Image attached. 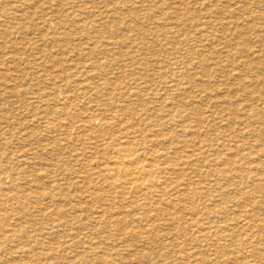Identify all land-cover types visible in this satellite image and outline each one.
I'll return each mask as SVG.
<instances>
[{
  "label": "bare ground",
  "instance_id": "obj_1",
  "mask_svg": "<svg viewBox=\"0 0 264 264\" xmlns=\"http://www.w3.org/2000/svg\"><path fill=\"white\" fill-rule=\"evenodd\" d=\"M19 1H21V0H19ZM22 1H25V0H22ZM160 1L158 0V2H160ZM43 2H45V1H43ZM82 2H83V0H82ZM223 2H225V0ZM235 2H237V1H235ZM260 2L262 5V8L264 9V0H260ZM173 3H175V2H173ZM81 4H84V3H81ZM46 5H48V4H46ZM101 5H103V4L101 3ZM155 5L157 7V0H156ZM226 5L228 6L227 3H226ZM247 5H249V4H247ZM77 6H78V4H77ZM207 6H208V3H207ZM227 6L222 5V8H223V9H221L222 12L220 11L221 13H220V15H218V16H221V14L224 13L225 15L226 14L228 15L229 19L234 20V21L229 20L228 24L226 23L227 26H226L225 22L224 23L222 22L223 18H219L216 21L214 19L215 23L213 24L212 20H210V18L208 17V15L210 13V17L212 18L211 10L205 12L204 21H202L203 18L200 17L198 19V21L201 20L200 23L198 24L197 20L194 21V23L197 26V29L203 28L204 31L207 28H212L213 29L212 35H210V36L213 40H217L216 36L221 41H224L225 39H227V37H223V36H220L219 34H216V32L220 33V32H224V31H229L231 33V35H234L233 38H239V41H235V39H232L230 41L227 40L224 43L227 45L232 44L237 53L245 56L244 61H243L245 63L244 67L247 66L245 68H247V70H249V73H251L252 77L254 79H256L257 82L254 85V84H250L247 81V79L245 77V76H247V70L246 69L245 70L243 69L242 73L233 74V76L237 77V79H243V81L241 82V84L239 86L243 87L245 89V91H247L250 94L249 97L252 96L251 99L256 98L257 96L261 98V94L264 96V90H263V86H262V82L264 81V77L261 78V76H262L261 65H263L261 63L264 61L260 60V57H264V48H260L261 44L264 46V11L261 10V11L256 12L255 14H253L254 19H261L262 20V22L260 24L252 26V25H250L251 23L249 22V20H251V19H249V20H246L247 21L246 28H242L241 25L239 26L235 22V21L241 20L242 16L239 17L240 13H238L235 9H231V7L228 8ZM236 6H237V4H236ZM255 6H256V4H255ZM9 7H11V6H9ZM44 7H46V6L44 5ZM53 7H55V6H53ZM88 7H86V8H88ZM200 8H203V6ZM89 9H90V7H89ZM106 10H107V8H106ZM125 10L127 12H130V11L134 12L133 11L134 9L130 10L127 4H122L121 7L114 10V12H120V11H125ZM215 10L217 11V9H214L213 13ZM107 11H109V9ZM202 11L203 10L197 8V9H193L191 12L194 14V17L197 18L198 15H200L198 13H202ZM13 12H15V10H13ZM40 12H41V10H40ZM94 12H99V11H94ZM30 13H32V12H30ZM65 13H66V11H65ZM43 14H45V13L43 12ZM43 14H41L40 16H43ZM58 14H59V12H58ZM100 15H103V14L100 13ZM202 15H203V13L201 14V16ZM237 15H239V16H237ZM10 16H13V15H10ZM52 16L54 17L55 15H52ZM72 16H74V15L72 14ZM80 16H81V14H80ZM216 16H214V17L216 18ZM44 17H45V15H44ZM153 17H154V15H153ZM11 18L17 19L18 17L13 16ZM38 18H40V17H38ZM207 18H209V19H207ZM88 19H89V17H88ZM94 19L95 18H93V20ZM193 19L195 20V18H193ZM27 21H29V18ZM115 21H116V19H115ZM118 21L120 22V18L118 19ZM118 21H116V22L118 23ZM6 22H7V19H6ZM82 22L84 23L85 21H82ZM89 22H90V20H89ZM108 23H112V22H108ZM129 23H130V20H129ZM117 25H120V23ZM152 25L153 26L156 25V27H153L152 29L147 30L144 27V23L138 22L133 27L128 26L125 29L127 31L126 33L123 31H122L123 33H119L118 31L120 29L118 31H115L116 35L113 36L115 38L114 40H106L105 41V39H103L104 42L101 41L102 43H100L99 45L95 44L98 42L93 41V42H95L94 45H96L100 50H103L104 52H107V53H113L115 47H117V46L122 47L123 45H126V46L130 47V46H133L134 44L139 46V49L136 50L135 54L133 52L130 53L129 51L121 53L122 57H127L124 59H130L131 58L132 61L139 64L140 69H141V71H140L141 75L144 76V77L141 76L142 78H140V79L144 80L143 82L136 81L137 82L136 89H134L133 91L126 89V86H123L121 89H117L116 86L118 85V83L116 81H115L116 85L113 84L112 82H108L107 80L104 82H99L97 84L96 83L85 84L84 87H89L90 91L91 92L93 91L92 94L94 96L92 97L90 95V97L88 98L89 99L88 104H87V102H84L82 104L81 100H79L80 102L77 101L78 99L72 100L70 93H67L68 95H66L65 93L67 91L60 92L62 89L61 90L54 89V88L58 87L60 85V83L56 84V85L54 84L53 86L49 87V88H53L51 91V95H53L52 98L57 100V99H60V97H62V94H65L66 97L64 98L63 101L61 100L64 106L61 109H60V107L54 106L53 108H51L49 110H44L43 113H34V114L29 113V116H27L29 119V123L27 122L28 126L26 125L27 129H26V127L24 129L22 127H20V125L22 126V124H25L22 121L20 123H19V121L15 122V124L13 122H11L12 121L11 116H10L11 113L10 114L3 113L4 110H2V109L5 105L2 108H0V112H2V114H0V122L5 121L6 123H8V125H7L8 128L2 127V125L0 126V149H3V151H0V247H1L0 249L3 250L5 247L9 246L10 251L8 250V252H9L8 254H9V258H12L10 260L7 259L6 261L3 262L2 259H6V257L2 258L0 256V264H176V262H179V261H180V264H185L186 260H190V258L192 259V257L197 256V252L201 251L202 248H204L202 245L198 247V246H193V245H196V244H193L191 248L185 249V246H184V248L183 247L180 248L178 245V240H180V239H184L183 241H185V242L187 240H192V242H194V241L197 242L199 239V235L203 237V234L205 231L203 232L202 230H206V227L203 226V224H202L203 220L199 225H197L198 224L197 221H195L196 225H194V221H192L193 222L192 223V222H190L191 220H186L187 222L183 223L182 221L185 222L186 217L184 215L183 216L181 215L182 217H185L184 219L182 218V221H181V216L179 214V212L181 210L188 211V209H186L185 206L189 203H190L189 204L190 208L193 206L192 209H194V210L198 211V209H199L198 207L201 208L199 199H200V195H203L205 193V191H203V194H199L201 192V190L198 191V189H204V187H206V186L202 187L201 186L202 181L198 180V178H196L197 180H195L193 175L190 177L189 172H190V170H191V173L194 171L195 175L197 176V170L201 169V168L198 169L197 166L199 165L198 164V162H200L199 160L200 159L202 160L201 156H203V153L206 152L204 150L203 139L201 137H199L201 135H199V136L196 135L197 138H194L196 140L192 141V144L188 143V144H190V146L193 147V149L187 155L186 154L182 155L180 153V150L177 149V147L180 148V146H183V145L186 147V145H187L186 136L190 130L189 128L192 126L189 124V122H191V124L193 123V125L195 123V126H192V127L196 128L198 125L199 131L201 130V128H203V127L200 128V126H202L203 123L205 122V113H206L207 107L205 109H203L202 112L200 111V109L198 107L197 108L195 107V105L196 106L198 105L197 102L199 101V99L202 98V96L201 95H198V96L193 95L194 91L198 90L200 92H203L206 97H212L211 96L212 93L208 90V87H207L208 83L207 82H205L204 80L197 79L198 78L197 74L192 71V69H193L192 64L190 65V61L187 59H184L182 52H181V50H182L181 47L176 45L175 46V54L176 55H175V58L173 57L174 59L172 60V62H170V60L167 57H164V59L166 61L164 59H162L163 60L162 62L166 67L167 66L170 67L171 64H179V63L184 64L185 68L183 69V71L181 73H178V74H180L181 78L183 79L182 83H183V88L186 89L185 91H188V93L190 95L192 94L191 95V97H192L191 104L193 105V107L196 108L198 115L194 119H191L189 114H187V117L184 116V113L182 115L181 110L179 111V113H177L176 111L174 112L173 108L175 107V103H176L177 107H179V108L180 107L182 108V106L185 107V105L181 104L179 101H177L175 99H172L174 103L173 102H167V101L162 102V103H165L166 107L171 108V109H168V113H169V118L167 117L168 119L162 118V116H160V113H157V111H153V109L150 108V106L153 103H155L153 100V97L155 95L153 97H148L146 94V93H148V92H146V91H148V89L146 90V88L148 87L149 84L154 85V83L157 81V71H156V67H155L156 65L154 66V61L157 57V53L159 52V51L157 52V46L159 43L161 44L162 40H165L166 41L165 44H167V43H169V41L171 39H173V37L170 36V34L167 33V31L164 32V30L161 29L162 28L161 26H160L161 28L159 27L157 29V24L154 25L152 23ZM27 26H29V25L27 24ZM72 27H74L75 30H79V31L84 29V27L80 25L79 18L77 19V14H76L75 18H73L72 20H65L64 22L61 23V28H68L67 30H69V33H66L63 30V33L60 34L63 36V40H65L66 42H69V40H70L68 37L70 36V33L73 29ZM123 27H125V26H123ZM218 27H221V28L219 29ZM166 28L169 29L170 27L169 28L166 27ZM163 29H165V28H163ZM250 29L253 31L256 30V32H258L257 40L253 41L254 43H256V45H254L252 47H254V48L259 47L260 48L258 50H254V51L252 50L251 51L252 53H249V51L252 48L249 46L251 44L250 42H252V40H250L249 38L244 36V33L249 31ZM95 30L101 38L105 37L107 34V31H108L106 27H102L99 29L95 28ZM123 30H124V28H123ZM19 31H21V30H19ZM130 31L133 32L132 35H130ZM206 32H207V30H206ZM9 33H11V32H9ZM198 34H200V33H198ZM28 35H30V34H28ZM98 35H95V36H98ZM207 35H209V34H207ZM30 36H32V35H30ZM78 36H79V34H78ZM0 37H1V33H0ZM150 37H151V40L149 43H147L149 41ZM3 38H5V37H3ZM25 38H29V37H25ZM84 38H85V40L87 39L86 37H84ZM176 39H178V38H176ZM5 40H7V39H5ZM29 40H30V38H29ZM219 40H217V41L219 42V45H220ZM180 42H179V44H180ZM46 43H48V42H46ZM83 43H84V41H83ZM72 44L73 43H71V45ZM38 45H39V43H38ZM42 46H44L43 43H42ZM24 47H25V45H24ZM189 47H191V46H189ZM41 48H40V50H41ZM76 48H77V46H76ZM118 48L119 47H117V49ZM122 48H120V49H122ZM59 49L61 50V48H59ZM65 49H67V48H65ZM60 50H58V52ZM80 52L81 53H79V55H82L85 58L89 57V55H88V54H90L89 52L86 53L83 51V49L80 50ZM11 53H12V51H10V50L6 51L5 49H0V59H3L0 61L2 64V65L0 64L1 69H2V70H0V82L1 83L4 82L3 84H5V83H9L10 85H12V83L14 84L13 85L14 87H11L10 89L8 88L9 90L5 89V91H12L13 92V91L20 90V88L18 89V87H17L18 84H21L19 82H22L24 84V86L26 87V90H27L28 87L32 84V81H38L37 82L38 88H40L42 83L46 82L48 79H51V78L44 77L46 74L42 75L39 71H35L34 76L30 79L20 78L19 75L16 74L17 66L16 67L13 66L14 65L13 63L15 61V57L13 55L14 53L13 54H11ZM55 53H57V52H55ZM15 54L17 55V52ZM252 55H253V57H252ZM98 56L100 57L101 54H99ZM108 56L110 57V55H108ZM115 56H113V57H115ZM19 57H21V56H19ZM102 57H103V55H102ZM60 58H61V56H60ZM104 58H105V56H104ZM110 59H112V58H110ZM51 60H52V58H51ZM37 61H40V60H37ZM86 61H88V60H86ZM93 61H95V60H93ZM199 61L202 62L201 66H203V65L207 66V63L209 62L208 60H199ZM77 62H75V66H76ZM100 62H101V60H100ZM106 62H104L102 64H105ZM156 62H158V61H156ZM215 62H217V61H215ZM9 63H11V64H9ZM85 63L87 64L88 62H85ZM93 65H95V64L90 63L91 67ZM218 65L221 66L222 64H218ZM22 66H24V64ZM75 66H73V67H75ZM115 67H116V65H115ZM18 68H19V66H18ZM209 68H211V67H209ZM219 69H220V67H219ZM226 69H228V68H226ZM236 69H237V67H236ZM123 70H124V68H123ZM203 70H204V68H203ZM106 71H108V69ZM136 71H137V69H136ZM228 71H229V69H228ZM238 72H240V71H238ZM79 73H80V71L77 72V74H79ZM226 73H227V71H226ZM19 74H21V73H19ZM24 74H26V73H24ZM87 74H89V77H91L90 79L96 78V77H98V79H99V76L101 75V73L98 70H95L94 67L92 68V70L90 69V71L88 73L86 72V76H87ZM59 75H61V73ZM203 75L207 76V75H205L204 71H203ZM65 76L67 78H70V76L72 77L73 75L72 74H69V75L66 74ZM80 76H82V75H80ZM131 76H133V75H131ZM50 77H51V75H50ZM171 78H173V77H170V78L164 77V80H160V82H159L160 86H165L166 88H168V85L172 84L175 87L176 82L174 80H172ZM135 79H137V78H135ZM199 81H202V82H199ZM215 81H216L215 78L214 79L210 78L208 80V82H211V83L215 82ZM58 82H59V80H58ZM92 82H93V80H92ZM84 83H83V85H84ZM5 85H7V84H5ZM65 86L69 87L67 83H65ZM195 87L198 89H195ZM230 88H232V87H230ZM41 89L43 90L44 88H41ZM80 89L82 90V88H80ZM39 91H40V89H39ZM44 91L42 93H40L39 95L36 94L38 96L37 99H40L41 102H43V100H44L43 97H50L48 94H44L45 93ZM81 93H83V92H77L76 94H81ZM174 93H176V92H174ZM256 93H258V94H256ZM150 94L152 95V93H150ZM5 95H6V93H5ZM77 96L78 95H76V98H78ZM159 96L160 95H158V97ZM156 97H157V95H156ZM163 97L165 98L166 96H163ZM11 98H10V100L12 101ZM154 99H155V97H154ZM210 99H213V98H210ZM45 100L48 103V101H49L48 98ZM139 100H141L143 102H141ZM254 100L256 101L257 99H254ZM32 101L33 100H31V102ZM160 101H158V102H160ZM137 102H138V104H139V102L141 104L144 103L143 107L141 109H138ZM57 103L59 104L60 101ZM186 105H188V104H186ZM245 105H247V104H245ZM34 106H32V107H34ZM48 106H49V103L45 107H42V108L47 109ZM260 106L257 104L255 110L260 111V108H259ZM11 108H10V110H11ZM34 108H31L29 110L32 112ZM186 110H187V108H186ZM255 110H253V111H255ZM12 113H13V110H12ZM260 114L264 115V112L261 111ZM248 117L249 116H247L245 118H248ZM24 119L27 120V118H24ZM227 121H228V119H227ZM12 123L14 126H12ZM18 123H19V125L16 126ZM228 124L229 123H227V125ZM174 125L176 126L175 128H174ZM55 127L59 128V129L61 127H63L59 131L64 130L66 132V135L71 137L70 138L67 136L70 139V141H69V139L67 140V141H69L68 145L65 146L62 143H59L58 142L59 140L58 141L56 139L54 140L52 132H53ZM239 127H240V125H239ZM256 127H258V126H256ZM213 129H212V131H213ZM26 130H27V132L25 133ZM73 130H74V134L76 131L83 133L84 138H83V135H81V134H76L75 136H72L71 134L73 133ZM203 130H205V129H203ZM217 130H219V128ZM245 132H246V130H245ZM196 133H200V132H198L196 129ZM213 133H215V132H213ZM221 134H223V132H221L220 135ZM228 134H230V133H228ZM259 135L261 137L264 136L261 134V132L259 133ZM54 136H55V134H54ZM191 136L192 135H190V137L189 136L188 137L191 138ZM59 137H61V135H59ZM205 137H209V136H205ZM253 137H254V135H253ZM19 138H22V139H19ZM81 138L84 139V142L81 144L83 146L80 148L76 145V143L78 142L77 140H79V139L81 140ZM57 139H58V137H57ZM260 139L262 140V138H260ZM260 139H258V140L260 142H262L263 140L261 141ZM263 139H264V137H263ZM17 140L24 142V146L26 147V149H24L25 147L23 148L24 150H22L20 148L23 151L22 152L23 154L13 158L12 157V151L9 149L10 146H8V144L16 143ZM62 140H64V139H62ZM165 140H167V141H165ZM238 140H240V139H238ZM66 143H68V142H66ZM79 143H80V141H79ZM263 143H264V141H263ZM228 145L226 144V146H228ZM261 145H263V144H261ZM76 146L78 148H76ZM184 146H183V148H184ZM209 146H210V144H209ZM222 147H224V146H222ZM248 147H250V145H248ZM252 147H250V148H252ZM257 148H258V146H257ZM184 149H187V147ZM218 149H219V147H218ZM224 149H225V147H224ZM228 149H229V146H228ZM240 150H242V149H240ZM254 150H255V148H254ZM254 150H253V152H254ZM256 151H257V149H256ZM232 153H233V151H232ZM17 155H18V153H17ZM213 155H215V154H213ZM251 155L255 156V154H253V153ZM257 155H258V153H257ZM249 156H250V153H249ZM223 157H225V155H223ZM261 157H263V156H261ZM227 158H228V156H227ZM224 159H226V158H224ZM221 160H223V158L220 159V161L219 160L218 161L221 162ZM235 160L237 161V159H235ZM215 161L216 160H214V162ZM222 162H224V161H222ZM242 163H243V161H242ZM256 163L258 164V162H256ZM52 165H53V167H51ZM61 165H62V167H63V165H65L67 167L61 168ZM223 165H226V164L224 163ZM234 165H232V166H234ZM258 166H259V164H258ZM230 168H232V167H230ZM260 168L264 173V162H262L260 164ZM230 170H232V169H230ZM261 170H260V172H262ZM234 171H235V169H233V172ZM240 172L242 173V171H240ZM228 173H230V172H228ZM241 173H239V174L243 175ZM254 173H256V172H254ZM206 174L207 173L202 172L203 176L204 175L206 176ZM239 174H237L238 178H239V176H238ZM248 174L250 176L249 172H248ZM257 174H256V178H259L260 176L257 177L258 176ZM259 175H261V173ZM203 176H201V177H203ZM210 176H212V175H210ZM220 176L222 177V175H220ZM221 177L219 179H222ZM247 177H244V178L246 179ZM262 178L264 179V177H262ZM208 179H209V177H208ZM224 179L226 181V178H224ZM253 179H254V177H253ZM213 180H215V179H213ZM232 180H233V178H232ZM227 182H229V181L227 180ZM237 182H238V180H237ZM219 183H217V184H219ZM243 183H245V182L243 181ZM257 183L255 181L254 185L256 184L255 186H257V187L259 186L258 189H260L261 185L260 184L257 185ZM262 183H264V180ZM249 184H251V183H249ZM204 185H205V183H204ZM237 186H238V184H237ZM245 186H247V185H245ZM251 186H252V184H251ZM263 186H264V184H263ZM228 187H225V188H228ZM225 188H222V189L224 190ZM230 188L232 189V187H230ZM234 189L235 188H233V191L232 190L231 191L234 192L235 191ZM210 190H209V192H210ZM226 190H228V189H226ZM247 191H248V189L246 190V192ZM256 191H257V189H256ZM207 195H208V193H207ZM208 197H210V196H208ZM221 197H223V196L221 195ZM247 197H250V195L248 194ZM211 199H213V197ZM218 200H216V201H218ZM248 200H249V198H248ZM183 201H184V203H183ZM206 201H207V199H206ZM206 201H204V202H206ZM185 202H186V204H185ZM208 203L210 205V202H208ZM184 204H185V206H184ZM217 206H220V205H217ZM209 209H211V208H209ZM216 209H218V208H216ZM192 211L193 210H191V213H192ZM203 211H204V209H203ZM203 211H200V213ZM194 212H196V211H194ZM216 213H217V210H216ZM216 213H214V214H216ZM223 213H225V212H223ZM222 214H220V216L217 214L216 215L219 216L220 218H222L221 216L224 217V215H222ZM187 215H189V213ZM192 215H194V213ZM192 215H189V216H192ZM202 215H200V216H202ZM212 215H213V213L211 214V216ZM249 216H247V217H249ZM10 217L11 218L13 217L14 219H10ZM213 217H211V218H213ZM187 218H189V217H187ZM205 218L207 219V216ZM196 219H198V218H196ZM250 219L249 220L252 221L253 223H257V222L263 223V220L261 219L260 214H253V216H250ZM163 220L166 222H164L161 225V222ZM213 220L214 219H212V222H213ZM244 220H246V219H244ZM204 221H206V220L204 219ZM215 222L216 221H214V223ZM226 222H227V219H226ZM228 222H229V219H228ZM231 222L232 221H230V223ZM218 224H221V223H218ZM193 225L197 226L198 228H200L202 230L200 231V230H197L195 228L193 230H191V227ZM253 225H255V224H253ZM227 226H229V225H227ZM227 226H226V228H228ZM262 226H264V223L262 224ZM235 228L236 227L234 226L233 229H235ZM195 230L198 233H193V231H195ZM219 230L221 231V229H219ZM237 230H239V229L237 228ZM240 230H242V228ZM224 233L226 234V232H224ZM240 233L241 232H239V233L237 232L238 235H240ZM218 234H220V233H218ZM232 234H231V236H232ZM221 237H223V236H221ZM227 238H228V235H227ZM217 239H218V237H217ZM221 239H224V238H220V240ZM229 239H231V238H229ZM211 240H214V239H211ZM249 240H248V242H249ZM224 241H222V242H224ZM248 242L246 244H249ZM252 242H254V241L252 240ZM257 242H259V241H257ZM188 243H190V242H188ZM207 243H210V242L208 241ZM260 243L261 242H259V244H257V243L251 244L250 247H252V250H247L248 254H250V256L253 254L254 256H257V258H258V257L264 255V244H260ZM223 244H225V243H223ZM186 245H187V243H186ZM205 245H207V244H205ZM239 245L240 244H239V242L237 243V240H235V242L232 243V248H230V249L233 250L232 253L234 256H237L235 253L238 252V251H236V249ZM140 246L143 247L144 250H139ZM215 246H216V244H215ZM219 247L220 246H218V248ZM225 248H227V246ZM225 248H224V250L228 249V248L227 249H225ZM5 250H7V249H5ZM220 251H221V249H220ZM78 252L79 253L81 252L82 254L81 253L78 254ZM217 254H219V253L217 252ZM234 256H232V257H234ZM213 258L214 257H212L211 259H213ZM204 259H206V258L202 257V259L200 261L203 260V262H204ZM235 259H236V257H234V260ZM194 261L197 262L198 258H196V260H194ZM202 264H204V263H202ZM210 264H211V262H210Z\"/></svg>",
  "mask_w": 264,
  "mask_h": 264
},
{
  "label": "rangeland",
  "instance_id": "obj_2",
  "mask_svg": "<svg viewBox=\"0 0 264 264\" xmlns=\"http://www.w3.org/2000/svg\"><path fill=\"white\" fill-rule=\"evenodd\" d=\"M43 1H45V2H43ZM223 1L224 0H216V1L215 0H202V1L201 0H172V1L171 0H168V1L167 0H161L160 2H158V0H157V7H156V5H155L156 0H99V1L98 0H83V2H82V0H69V1L68 0H25V1H22V0L21 1H19V0H17V1L16 0H13V1L12 0L11 1L10 0H0V5H1L0 6V19H1L0 20V33H1L0 49H5L6 51L10 50V51H12L11 54L14 53L13 55L15 57V61L13 63L14 65L13 64L12 65L15 66V67L17 66L16 74H18L20 78L30 79V78H32L34 76L35 71H39L42 75L46 74L44 77L51 78V79H48L46 82L42 83L40 88H38V83H37L38 81H32V84H31L32 86L30 85L27 90H26V87L24 86V84L22 82H19L21 84L17 85L18 89L20 88V90H17L18 92L17 91H13V92L12 91H5V89L9 90L11 87H14L13 86L14 84L12 83V85H10L9 83H5V84H7V85H5V84H3L4 82L3 83L0 82V101H1L0 102V108H2L5 105L3 107V109H2V110H4L3 113H6V114H10L11 113V115H10L11 119H12L11 122H13L15 124V122L19 121V123H20L22 121L25 124H22V126L20 125V127H22L23 129L26 127V129H27V126H28L27 124L29 123V119H28L27 116H29V113H31V114L43 113L44 110H49V109L53 108L54 106L60 107V109H61L64 106L62 101L64 100L66 95H68L67 93H70V96L72 97V100H77L78 99L77 101L81 100L82 104L84 102H87V104H88V101H89L88 98L90 97V95L92 97L94 95L92 94L93 91L91 92L89 87H84L85 84H92V83H96L97 84L99 82H104V81L107 80L108 82H112L115 85H116V82H117L118 83V85H117L118 87L116 86L117 89H121L123 86H126V89H129L130 91L131 90L133 91L134 89H136V84H137L136 81L143 82L144 80H142L140 78H142L144 76L141 75L140 65L135 63L134 61H132L131 58L130 59H124V58H127V57H122L121 53L129 51L130 53L133 52L135 54L136 50L139 49V46H137L136 44H134L133 46H130V47H128L126 45H123L124 46V47L122 46L123 48L121 46H117L119 48L117 49V47H115L113 53H107V52H104L103 50H100L96 45H94V43L98 42V43H95V44L99 45L100 43H102L101 41H103V39H105V41L106 40H114L115 38L113 36L116 35L115 31H118L120 29L118 31L119 33H123V32L126 33L127 31L125 29L128 26H132L133 27L138 22L139 23H144V27L147 30L148 29H152L153 27H156L155 24H157V29L161 26L162 28L161 27L160 28L162 30H164V32L167 31V33H169L170 36L173 37V39H171L169 41V43H167V44H165L166 43L165 40H162L161 44L159 43L158 46H157V52L158 51L159 52L157 53V57H156V59L154 61V66L156 65L155 67H156V71H157V81L154 83V85H151V84L148 85L147 84L148 87L146 88V90L148 89V91H146V92H148V93H146L148 97H153L155 95L154 96L155 99L153 97V100H154L155 103H153L150 106V108H152L153 111H157V113H160V116H162V118L168 119L169 118L168 109H171V108L166 107L165 103H162V102H164V101L173 102L172 99H175V100L179 101L181 104L185 105V107L182 106L183 109L181 107L179 108V107H177V105L175 103V107L176 108L175 107L173 108L174 112L176 111L177 113H179V111L181 110L182 111V115L184 113V116L187 117V114H189L191 119H194L198 115V112L196 110L197 107L200 109L201 112L203 111V109H205L207 107L206 108V113H205V122L206 123L204 122L203 125L200 126V128L203 127V128H201L200 131H199V126L198 125L195 128V127H192V126H195V123L193 125V123L191 124V122H189V124L192 125V126L189 128L190 130H189V132H188V134L186 136V142H187L186 147H187L188 150L184 149V148H186L184 145H183L184 148H183V146H180V148L177 147V149L180 150V153L182 155H185V154L187 155L193 149V147L190 146V144H192V141L196 140L194 138H197V136L201 135L199 137H201L203 139L204 150L206 151L205 153H203V156H201L202 160L200 159L199 160L200 162H198L199 165L197 166V168L198 169L201 168V169L197 170V176L195 175L194 171L191 173V170H190V172H189V176L190 177L193 175L195 180H197L196 178H198V180L202 181V184H201L202 187L206 186V187H204V189H198V191L201 190V192H202V193L200 192L199 194H203V191H205V193L203 195H200V199H199L201 208L198 207L199 208L198 211L199 210L203 211V209H204V211L200 213V211L198 212L197 210L192 209L193 206L190 208V205H189L190 203L185 206V204H186V202H185L184 206H185L186 209H188V211L181 210L179 212L180 216L184 215L186 217L185 222H184V221H182V218L184 219L185 217L181 216V221L183 223H186L187 222L186 220H191L190 222L194 221V225H196L195 221H197V223H198L197 225H199L202 222V220H203L202 224H203V226L206 227V230H202V229H200V228H198L197 226H194V225L191 227V230H193L195 228V229L200 230V231L202 230L203 232L205 231L206 233L204 232L203 237L199 235V239L200 240L198 239L197 242L196 241L192 242V240H187L185 242V241H183L184 239L178 240V245H179L180 248L181 247L184 248V246H185V249L186 248H191L193 244H196V245H193V246H198V247L202 245L204 248H202L201 251L197 252V256L192 257V259L190 258V260H186L185 264H193V263L194 264H198V263L199 264H202V263L210 264V262H211V264H264V255L257 258V256H254L253 254L250 256V254H248V251H247V250H252V247H250L252 243L253 244L254 243L255 244L256 243L259 244V242H261L260 244H264V228H263L264 226H262V224L264 223V219H263L264 218V186H263L264 183H262L263 180H264L262 178V177H264L263 176L264 173H263V171L260 168V164L262 162H264V154H263L264 153V151H263L264 150V143H263V141H264L263 137L264 136L261 137L259 135L260 132H261L262 135H264V115H262L263 113L260 114L261 111L264 112V96L260 93L262 99L260 97H258V96L256 98L251 99L252 96L249 97L250 94L247 91H245V89L243 87L239 86L241 84V82L243 81V79H237V77L233 76V74H235V73L236 74L237 73H242L243 69L247 70V68H245L247 66L244 67L245 63L243 62L245 56H243L242 54L237 53L235 51V48L233 47L232 44L231 45H227L224 42L227 41V40L230 41L232 39H235V41H239V38H233L234 35H231V33L229 31H224V32H220V33L216 32V34H219L220 36L227 37V39H225L224 41H221L216 36V39L220 41V45H219V42L217 40H213L211 38V36H210V35H212V30H213L212 28H207L204 31L203 28H198L197 29V26L194 23V21L197 20V22L199 24L201 20L198 21V19L200 17H202L203 18L202 21H204L205 12L211 10L212 18L210 17V13H209L208 17L210 18V20H212L213 24L219 18H223L224 21L222 20V22L223 23L225 22V24L226 23L228 24V21L232 20V19H229L227 14L225 15L224 13H222L221 14L222 17L218 16L222 12V10H221V9H223L222 5L227 6L226 5V3H227L228 4V6H227L228 8L231 7V9H235L238 13H240L239 14L240 16L239 15H237V16H239V17L242 16L241 20L235 21L237 23V25H239V26L241 25L242 28H246V25H247L246 24L247 23L246 20L251 19V20H249V22L251 23L250 25H252V26H255V25L260 24L262 22L261 19H254L253 14H255L256 12L261 11V10L264 11V9L262 8L260 0H254V1L253 0H251V1L250 0H225V2H223ZM235 1H237V2H235ZM173 2H175V3H173ZM206 2L208 3V6H207ZM81 3H84V4H81ZM101 3L103 5H101ZM46 4H48V5H46ZM77 4H78V6H77ZM122 4H127L130 10L134 9L133 10L134 12H131V11L127 12L126 10L125 11H120V12H114V10H116L119 7H121ZM236 4H237V6H236ZM247 4H249V5L251 4L252 6L251 5L250 6L252 8L249 5H247ZM255 4H256V6H255ZM44 5L46 7H44ZM9 6H11V7H9ZM53 6H55L56 8L53 7ZM88 6L90 7V9H89ZM202 6H203V8H200ZM86 7H88V8H86ZM105 7L107 8V10L109 9L110 12L107 11ZM197 8L203 10L202 11L203 15L201 16L202 13H198L200 15H198V17L196 18V17H194V14L191 11L193 9H197ZM214 9H217V11L215 10L216 12L214 11V13H213ZM13 10H15V12H13ZM40 10H41V12H40ZM65 11H66V13H65ZM94 11H99V12H94ZM30 12H32V13H30ZM43 12L45 14H43ZM58 12H59V14H58ZM100 13L103 14V15H100ZM41 14H43V16H40ZM51 14L55 15V16L53 17ZM72 14L74 16H72ZM76 14H77V19L79 18L80 25L83 26L84 29L79 31V30H75L74 27H72L74 30L72 29V31L70 33V36L68 37L70 39L69 42H66L65 40H63V36L60 35V34L63 33V30L66 33H69V30H67L68 28H61V23L64 22L65 20H72L73 18H75ZM80 14H81V16H80ZM10 15H13V16L18 17V18L17 19L11 18L13 16H10ZM44 15H45V17H44ZM153 15H154V17H153ZM214 16H216V18ZM38 17H40V18H38ZM88 17H89V19H88ZM28 18H29V21H27ZM93 18H95V19L93 20ZM119 18H120V22L118 21ZM193 18H195V20ZM209 18H207V19H209ZM6 19H7V22H6ZM115 19H116V21H118V23L115 21ZM214 19H215V21H214ZM89 20H90V22H89ZM129 20H130L131 24L129 23ZM20 21L21 22L23 21V22L21 23ZM82 21H85V22L83 23ZM232 21H234V20H232ZM108 22H112V23H108ZM119 23H120V25H117ZM152 23L155 26H153ZM27 24L29 26H27ZM227 24H226V26H227ZM123 26H125V27H123ZM165 26L168 27V28L170 27V28L167 29ZM98 27L99 28H102V27H106L107 28V30L109 32L107 31V34H106L105 37L101 38L98 35V33L95 30V28L99 29ZM123 28H124V30H123ZM163 28H165V29H163ZM218 28L220 29L221 27H218ZM19 30H21V31H19ZM206 30H207V32H206ZM9 32H11V33H9ZM198 33H200V34H198ZM28 34H30L32 36H30ZM78 34H79V36H78ZM132 34H133V32L130 31V35H132ZM207 34H209V35H207ZM257 34H258V32H256V30L253 31L251 29L244 33L245 37H247L250 40H252V42H250L251 44L249 45L250 47L256 45V43H254L253 41L257 40ZM95 35H98V36H95ZM2 36L5 37V38H3ZM25 37H29L30 40H29V38H25ZM84 37H86L87 39L85 40ZM176 38H178V39H176ZM5 39H7V40H5ZM150 40H151V37H150V39H149V41L147 43H149ZM83 41H84V43H83ZM93 41H95V42H93ZM46 42H48V43H46ZM70 42L73 43V44L71 45ZM179 42H180V44H179ZM38 43H39V45H38ZM42 43L44 44V46H42ZM24 45H25V47H24ZM160 45L161 46L163 45L162 46L163 48ZM176 45L181 47V49H182L181 52H182V55H183L184 59L189 60L190 61V65L192 64V67H193L192 71L197 74V77H198L197 79L204 80L205 82H207L208 83V86H207L208 90L212 93V95H211L212 97H206L203 92L195 90L193 95H195V96L201 95L202 96V98L199 99V101L197 102L198 105L197 106L195 105L196 108L193 107V105L191 104V101H192L191 95L192 94L190 95L188 93V91H185L186 89L183 88V83H182L183 79L181 78L180 74H178V73H181L183 71V69L185 68L184 64H182V63L171 64L170 67H168V66L166 67L163 64V62H162L163 61L162 59H164V57H167L170 60V62H172V60L175 58V55H176L175 54V46ZM76 46H77V48H76ZM189 46H191V47H189ZM40 48H41V50H40ZM59 48H61V50ZM65 48H67V49H65ZM120 48H122V49H120ZM260 48H264V46L261 44ZM260 48L259 47H255V48L252 47L251 50L249 51V53H252L251 52L252 50L253 51L254 50H258ZM82 49H83L84 52H86V53L89 52L90 53V54H88L89 55L88 58H85L82 55H79V53H81L80 50H82ZM58 50H60L59 51L60 53L58 52ZM15 51L17 52V55L15 54L16 53ZM55 52H57V53H55ZM99 54H101L100 57L98 56ZM102 55H103V57H102ZM108 55H110V57ZM19 56H21V57H19ZM60 56H61V58H60ZM104 56H105V58H104ZM113 56H115V57H113ZM50 57L52 58V60H51ZM252 57H253V55H252ZM101 58L103 60L105 59L107 62L105 60L103 61ZM110 58H112V59H110ZM1 60H3V59H0V61ZM37 60H40V61H37ZM86 60H88V61H86ZM93 60H95V61H93ZM100 60H101V62H100ZM199 60H208L210 63L208 62L207 66H205V65L201 66L202 62H200ZM260 60L264 61V57H260ZM156 61H158L159 63L156 62ZM215 61H217V62H215ZM75 62H77L76 66H75ZM85 62H88V63L86 64ZM104 62H106V63L102 64ZM90 63L95 64V65H93L91 67ZM0 64H1V62H0ZM9 64H11V63H9ZM23 64H24V66H22ZM218 64H222L221 65L222 67L220 65H218ZM261 64H263V65H261V70H262L261 78H263L264 77L263 76L264 75V62H262ZM1 65H0V70H2L1 69ZM115 65H116V67H115ZM18 66H19V68H18ZM73 66H75L77 69L75 67H73ZM218 66L220 67V69H219ZM93 67L95 68V70H98L101 73V75L99 76V79H98V77L90 79L91 77H89V74H87V76H86V72L88 73L90 71V69L92 70ZM109 67L110 68L112 67V68L110 69ZM209 67H211V68L213 67V68L211 69ZM236 67H237V69H236ZM106 68L108 69V71H106L107 70ZM123 68H124V70H123ZM203 68H204V70H203ZM226 68H228L229 71ZM136 69H137V71H136ZM78 71H80L79 74H77ZM203 71L205 72V75H207V76L203 75ZM226 71H227V73H226ZM238 71H240V72H238ZM19 73H21V74H19ZM24 73H26V74H24ZM60 73H61V75H59ZM49 74L51 75V77H50ZM66 74L67 75L72 74L73 76L72 77L70 76V78H67L65 76ZM80 75H82V76H80ZM131 75H133V76H131ZM134 77L137 78V79H135ZM164 77L165 78L166 77H168V78L173 77L171 79L176 82L175 83V87L172 84L168 85V88H166L165 86H160L159 82H160V80H164ZM245 77H246L247 81L250 84H254L255 85V83L257 82L256 79H254L252 77L251 73H249V70H247V76H245ZM210 78H212V79L215 78L216 81L212 82V83L208 82V80ZM58 80H59V82H58ZM92 80H93V82H92ZM199 82H202V81H199ZM59 83H60V85L58 87L54 88V89H58V90L62 89L60 92H62V91H67V92L65 93L66 95L62 94V97H60V99L55 100V99L52 98L53 95H51V91H52L53 88H49V87L53 86L54 84L56 85V84H59ZM65 83H67L69 87H66ZM83 83H84V85H83ZM262 86H263V90H264V81L262 82ZM230 87H232V88H230ZM41 88H44V89L42 90ZM80 88H82L83 91ZM39 89H40V91H39ZM195 89H198V88L195 87ZM43 91L45 92L44 94H48L50 96V97H43V99H44L43 102L44 103L41 102L40 99H37V97H38L37 95H39ZM77 92H83V93L76 94ZM174 92H176V93H174ZM5 93H6V95H5ZM150 93H152V95ZM256 94H258V93H256ZM76 95H78L77 96L78 98H76ZM156 95H157V97H156ZM158 95H160V96L158 97ZM163 96H166V97L164 98ZM10 98L12 99V101L10 100ZM47 98L49 100L48 101L49 106H48L47 109L46 108H42V107H45L48 104L47 101L45 100ZM210 98H213V99H210ZM254 99H257V100L255 101ZM31 100H33V101L31 102ZM59 101H60V103L58 104L57 102H59ZM139 101H141V100H139ZM158 101H160V102H158ZM141 102H143V101H141ZM143 104H141L140 102L138 104V102H137L138 109H141L143 107ZM186 104H188V105H186ZM245 104H247V105H245ZM257 104L259 106L261 105L259 107L260 111L259 110H255ZM32 106H34L35 108L32 107ZM25 107L26 108L28 107V108L26 109ZM10 108H11V110H10ZM31 108H34L35 110L33 109V111L31 112L29 110ZM186 108H187V110L189 112L186 110ZM12 110H13V113H12ZM183 110L184 111L186 110V111L184 112ZM253 110H255V111H253ZM0 114H2V112H0ZM247 116H249V117L245 118ZM24 118H27L28 121L26 119H24ZM227 119H228V121H227ZM13 123H12V126H14ZM19 123L16 126H18ZM227 123H229V124L227 125ZM1 125H2V127L8 128V126H7L8 123H6L5 121L0 122V126ZM239 125H240V127H239ZM256 126H258L259 128L256 127ZM175 127L176 126L174 125V128ZM55 128H54V130L52 132L54 140L55 139L57 141L59 140L58 142L62 143L65 146L68 145L69 141H70V139L68 137H70V136L66 135V132L64 130L59 131L63 127H61L60 129L59 128L55 129ZM218 128H219V130H217ZM196 129L200 133H196ZM203 129H205V130H203ZM212 129H213V131H212ZM245 130H246V132H245ZM26 132H27V130L25 131V133ZM213 132H215V133H213ZM221 132H223V134H221L222 136L220 135ZM228 133H230V134H228ZM54 134H55L56 137L54 136ZM76 134H81V135H83V138H84V134L83 133L76 131L75 134H74V130H73V133L71 135L75 136ZM59 135H61V137H59ZM190 135H192L191 138H189ZM253 135H254L255 138L253 137ZM205 136H209V137H205ZM57 137H58V139H57ZM259 137L262 138L263 141ZM83 138H81V140L80 139L77 140L78 142L76 143V145L78 147H80V148L83 146V145H81L84 142ZM19 139H22V138H19ZM62 139H64V140H62ZM68 139H69V141H67ZM238 139H240V140H238ZM258 139H260L262 142H260ZM79 141H80V143H79ZM165 141H167V140H165ZM66 142H68V143H66ZM188 143H190V144H188ZM209 144H210V146H209ZM226 144L227 145L229 144L228 146H229L230 150L228 149V146H226ZM261 144H263V145H261ZM221 145L224 146L225 149ZM248 145H250V147H252V146L253 147L250 148V147H248ZM256 145L258 146V148H257ZM8 146H10L9 149L12 151V157L13 158L17 157L19 155H22L23 154L22 150L26 149V147L24 146V142L18 141V140H17L16 143L8 144ZM77 146H76V148H78ZM239 146L240 147L242 146V147L240 148ZM218 147H219V149H218ZM254 148H255V150H254ZM240 149H242V150H240ZM256 149H257V151H256ZM253 150H254V152H253ZM0 151H3V149H0ZM232 151H233V153H232ZM248 152L250 153L251 157L249 156ZM17 153H18V155H17ZM252 153L255 154V156L251 155ZM257 153H258V155H257ZM213 154H215V155H213ZM222 154L225 155V157H223ZM227 156H228V158H227ZM261 156H263V157H261ZM222 158H223V160H221V162H219L220 159H222ZM224 158H226V159H224ZM235 159H237V161ZM214 160H216V161L214 162ZM222 161H224V162H222ZM242 161H243V163H242ZM255 161L258 162L259 166H258V164ZM224 163L226 165H223ZM232 165H234V166H232ZM51 167H53V165ZM63 167L65 168L67 166L63 165ZM63 167L61 165V168H63ZM230 167H232V168H230ZM229 168L232 169V170H230ZM233 169H235V171H234L235 173L233 172ZM260 170L262 172H260ZM240 171H242V173ZM202 172L207 173L206 176L207 175L208 176L207 177L205 175L203 176ZM228 172H230V173H228ZM248 172L250 173V176H249ZM254 172H256V173H254ZM239 173H241L243 175H240ZM260 173H261V175H259ZM237 174H239L238 175L239 178L237 177ZM256 174L258 175L257 177L260 176L259 177L260 179L256 178ZM210 175H212V176H210ZM220 175H222V177ZM201 176H203L204 178L201 177ZM208 177H209V179H208ZM220 177L222 179H219ZM244 177H247V178L245 179ZM253 177H254L255 180L253 179ZM224 178H226V181H225ZM232 178H233L234 181L236 180L235 181L236 183L232 180ZM240 178L245 183H243V181ZM213 179H215V180H213ZM227 180L229 182H227ZM237 180H238V182H237ZM255 181H256V183L258 182L257 185H259V184L261 185L260 189H258L259 186L257 187V186H255L256 184L254 185ZM204 183H205V185H204ZM217 183H219L220 185L217 184ZM249 183H251L252 186ZM237 184H238V186H237ZM245 185H247V186H245ZM225 187H228V188H225ZM230 187H232V189ZM222 188H225V189L223 190ZM233 188H235L234 192H232ZM226 189H228V190H226ZM247 189H248L249 192L248 191L246 192ZM256 189H257V191H256ZM209 190H210V192H209ZM207 193H208V195H207ZM248 194L250 195L251 198L247 197ZM221 195L223 197H221ZM208 196H210V197H208ZM212 197H213V199H211ZM248 198H249V200H248ZM206 199H207V201H206ZM216 200H218V201H216ZM204 201H206V202H204ZM208 202H210V205H209ZM183 203H184V201H183ZM217 205H220V206H217ZM209 208H211V209H209ZM216 208H218V209H216ZM191 210H193L192 213H191ZM216 210H217V213H216ZM194 211H196L197 213L194 212ZM187 212L189 213V215H192L193 213H194V215L189 216V215H187L188 214ZM223 212H225V213H223ZM212 213H213V215L211 216ZM214 213H216L219 216H220V214L223 213L222 215H224V217L221 216L222 218H220L219 216H217ZM253 214H260L261 215V219L263 220V223L262 222L261 223H259V222L253 223L252 221H250L251 220L250 216H253ZM200 215H202V216H200ZM206 216H207V219L205 218ZM247 216H249V217H247ZM187 217H189V218H187ZM211 217H213V218H211ZM196 218H198V219H196ZM10 219H14V218L10 217ZM204 219L206 221H204ZM212 219H214L213 222H212ZM226 219H227V222H228V219H229L228 223L226 222ZM244 219H246V220H244ZM214 221H216V222L214 223ZM230 221H232V222L230 223ZM164 222H166V221L163 220L161 222V225ZM218 223H221V224H218ZM253 224H255V225H253ZM225 225L226 226L229 225L230 227L227 226L228 228H226ZM234 226L236 227L235 229H233ZM237 228L239 230L242 228V230L239 231V230H237ZM219 229H221V231ZM224 232H226V234ZM237 232L238 233L241 232L240 235H238ZM193 233H198V232L195 230V231H193ZM218 233H220V234H218ZM231 234H232V236H231ZM227 235H228V238H227ZM221 236H223V237H221ZM217 237H218V239H217ZM210 238L214 239V240H211ZM220 238H224V239L220 240ZM229 238H231V239H229ZM235 240H237V243L239 242V244H240L239 245L240 247L238 246L237 249H236V251H238V252L235 253L238 257L234 256L233 253H232L233 250L230 249V248H232V243H234ZM248 240H249V242H248ZM252 240L254 242H252ZM206 241L207 242L209 241L211 244L207 243ZM222 241H224V242H222ZM257 241H259V242H257ZM188 242H190V243H188ZM247 242L249 244H246ZM186 243H187V245H186ZM223 243H225V244H223ZM205 244H207V245H205ZM215 244H216V246H215ZM221 245L224 248L227 246L228 249L225 248L227 250H224V248ZM218 246H220L221 248L220 247L218 248ZM9 248L10 247L7 246L3 250L0 249V256L2 258L6 257V259H2L3 262L6 261L7 259H9V260L12 259V258H9V254H8L9 253L8 252ZM5 249H7V250H5ZM220 249H221V251H220ZM139 250H144V248L140 246ZM217 252L219 254H217ZM80 253L78 252V254H80ZM232 256L236 257V259L234 260V257H232ZM202 257L206 258V259H204V262H203V260L200 261L202 259ZM212 257H214V258L211 259ZM196 258H198V261H197L198 263L194 261V260H196ZM176 264H180V261L176 262Z\"/></svg>",
  "mask_w": 264,
  "mask_h": 264
}]
</instances>
